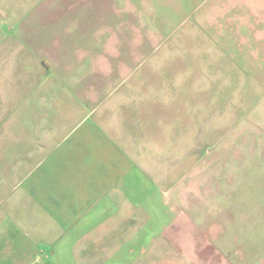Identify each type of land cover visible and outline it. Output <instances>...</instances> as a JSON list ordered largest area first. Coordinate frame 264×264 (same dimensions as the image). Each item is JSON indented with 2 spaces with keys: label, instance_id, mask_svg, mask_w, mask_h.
<instances>
[{
  "label": "crops",
  "instance_id": "crops-1",
  "mask_svg": "<svg viewBox=\"0 0 264 264\" xmlns=\"http://www.w3.org/2000/svg\"><path fill=\"white\" fill-rule=\"evenodd\" d=\"M207 1L0 0V264H225L210 93L162 54Z\"/></svg>",
  "mask_w": 264,
  "mask_h": 264
},
{
  "label": "rangeland",
  "instance_id": "rangeland-1",
  "mask_svg": "<svg viewBox=\"0 0 264 264\" xmlns=\"http://www.w3.org/2000/svg\"><path fill=\"white\" fill-rule=\"evenodd\" d=\"M204 7L162 53L175 58L178 72L191 70L194 88L210 93L204 142L193 145L194 154L208 153L206 178L193 186L207 194L210 217L223 222L200 255L264 264V0H208ZM193 163L199 172L195 155Z\"/></svg>",
  "mask_w": 264,
  "mask_h": 264
}]
</instances>
